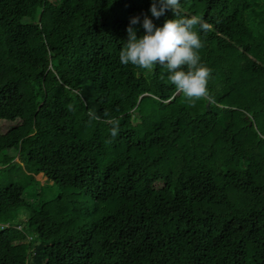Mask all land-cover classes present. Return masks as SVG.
<instances>
[{"label": "trees", "instance_id": "1", "mask_svg": "<svg viewBox=\"0 0 264 264\" xmlns=\"http://www.w3.org/2000/svg\"><path fill=\"white\" fill-rule=\"evenodd\" d=\"M150 3L0 0V264H264V0H180L210 25L195 106L120 63L132 17L174 18Z\"/></svg>", "mask_w": 264, "mask_h": 264}, {"label": "clouds", "instance_id": "2", "mask_svg": "<svg viewBox=\"0 0 264 264\" xmlns=\"http://www.w3.org/2000/svg\"><path fill=\"white\" fill-rule=\"evenodd\" d=\"M180 0H151L149 12L159 19L166 11L174 14L173 19H165L162 26L154 25L147 15L141 18L134 16L127 27V40L119 52L123 65H133L152 73L157 65L167 70V80L178 93H182L191 106L196 101L210 96L207 84L211 69L201 63L199 50L204 46L199 32L207 31L210 25L195 16L178 15ZM142 24L144 34L137 36L133 25ZM107 115V114H106ZM90 119H99L90 113ZM110 137L119 135V120L112 119ZM111 142V140H109Z\"/></svg>", "mask_w": 264, "mask_h": 264}, {"label": "rangeland", "instance_id": "3", "mask_svg": "<svg viewBox=\"0 0 264 264\" xmlns=\"http://www.w3.org/2000/svg\"><path fill=\"white\" fill-rule=\"evenodd\" d=\"M25 165L26 164H17V166H16L17 170L15 171L14 175L16 173H19L22 176L21 179L24 181H25L24 178H26V179H31V178L37 179L42 185V188H41L43 191V193H41L42 197L46 198L47 200H51L52 197H54L55 194L58 192V188H56V185L52 184V181H50L49 179L47 180V178H44L43 175L40 173H38L36 175H34L33 173H30V171H27V168H25ZM7 173L8 172L3 173L2 176L3 177L7 176ZM11 175H12V173H11ZM15 180H18V179L15 178ZM21 210H23V209H21ZM18 219H20V217Z\"/></svg>", "mask_w": 264, "mask_h": 264}]
</instances>
